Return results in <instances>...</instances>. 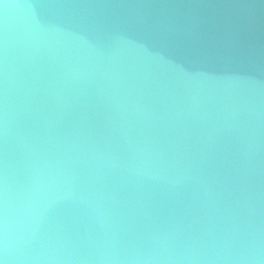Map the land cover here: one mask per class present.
<instances>
[{
    "label": "water",
    "instance_id": "1",
    "mask_svg": "<svg viewBox=\"0 0 264 264\" xmlns=\"http://www.w3.org/2000/svg\"><path fill=\"white\" fill-rule=\"evenodd\" d=\"M0 261L264 264V0H0Z\"/></svg>",
    "mask_w": 264,
    "mask_h": 264
},
{
    "label": "clouds",
    "instance_id": "2",
    "mask_svg": "<svg viewBox=\"0 0 264 264\" xmlns=\"http://www.w3.org/2000/svg\"><path fill=\"white\" fill-rule=\"evenodd\" d=\"M0 264H4V262L3 261H0Z\"/></svg>",
    "mask_w": 264,
    "mask_h": 264
}]
</instances>
